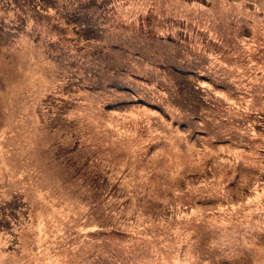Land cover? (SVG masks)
<instances>
[{"label":"rangeland","instance_id":"obj_1","mask_svg":"<svg viewBox=\"0 0 264 264\" xmlns=\"http://www.w3.org/2000/svg\"><path fill=\"white\" fill-rule=\"evenodd\" d=\"M0 264H264V0H0Z\"/></svg>","mask_w":264,"mask_h":264}]
</instances>
